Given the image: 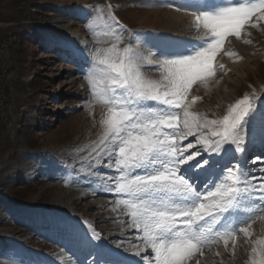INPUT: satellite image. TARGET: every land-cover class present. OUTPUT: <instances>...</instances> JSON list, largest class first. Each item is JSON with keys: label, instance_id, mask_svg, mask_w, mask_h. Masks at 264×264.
I'll use <instances>...</instances> for the list:
<instances>
[{"label": "rangeland", "instance_id": "rangeland-1", "mask_svg": "<svg viewBox=\"0 0 264 264\" xmlns=\"http://www.w3.org/2000/svg\"><path fill=\"white\" fill-rule=\"evenodd\" d=\"M71 1L0 0V216L8 217L10 222L6 221V224H9V228L17 226L19 221L13 219L12 215L17 214L18 218L20 216L27 218L31 207L42 205L52 199L55 192L52 188L54 184L58 186V189H65L60 182L43 183L45 176L35 180H28V176L21 179V175L11 173L9 168L27 167L44 158L57 160L53 163L57 166L65 165L67 161L78 157L81 158L80 161H85L88 156L83 158L79 152L84 151L89 145L96 147V143L103 137L104 126L101 121L106 118L107 106L103 103L99 89L96 93L93 92L88 75L91 74L99 80L104 73L103 66L94 62L92 53L97 49L104 50L116 44L119 54L123 55L125 47L136 46L137 41L141 42L142 39L150 38V42L140 44L142 55L145 52L147 57L149 51L157 52L156 47L160 48L156 31L160 30L158 27L163 25L162 21L174 20L173 22L182 23V26L194 21L190 12L183 10L190 8L186 6L185 0H113L114 5L112 0H85L83 3L79 1L75 4ZM138 1L140 3H137ZM219 1L222 2L218 3L217 7L230 3L229 0ZM169 3L179 5L182 10L176 11L175 8L168 7ZM187 5L196 6L192 2ZM161 9H168V13H161L162 16L156 17L154 11ZM82 10H88V13L80 15ZM144 13H149V17L146 20L147 23L142 25L140 16ZM57 21L59 23H55ZM129 25L131 28L128 27ZM179 36L185 37V34L180 33ZM170 37L168 35L167 39ZM117 38L121 42L117 43ZM77 41L85 42L84 45L81 44L83 48L79 43L76 46ZM70 44L72 48H78V51L79 47L83 51L88 49L87 54L75 57ZM200 45L188 46L186 51L198 48ZM159 51L164 53L161 49ZM226 53H232V55ZM224 54L230 57L227 67L231 72L237 73L232 66L245 57L251 59V63L247 64L245 71L237 73L238 77L229 76L222 73L224 68L219 62ZM161 57L159 59L162 61ZM155 65L143 63L142 75L144 76L143 72L147 71L152 74L149 77L150 80L162 81L165 73L157 64ZM213 67V75L198 78L193 82L186 95L185 103L189 104L193 101L192 107L202 112L215 109L216 104L213 102V97H216L215 90L222 89L232 93V102L225 107V113L221 110L223 115L227 114L229 106L245 96L249 97L252 107L257 110L259 104L264 103V20L258 21L256 27H252L251 23L246 24L239 38L226 37L214 58ZM224 77L228 78L226 81L235 84L233 88L227 89L226 84L222 83ZM215 115V119L223 117V115L218 116L216 111ZM87 122L92 125V134L88 135L92 137L91 140H75V136L71 135L72 130ZM45 151H58L59 155L55 158L44 156L42 158ZM46 168L47 171L54 170L51 164ZM29 174L34 176L33 173ZM54 175L49 173V176ZM114 205L117 207L116 203ZM83 208L73 211H76L77 216H83L88 207ZM90 213L93 214V218L86 217L78 226L89 237H94V233L86 230L84 224L87 228L91 226L101 240L108 238L103 232L107 224L109 228L112 226L114 228L113 222L127 221L126 218L123 220L122 217H112L105 224L98 219L99 215L96 216L97 208L91 209ZM120 213L126 215L123 209ZM104 216L103 220L108 218L107 214ZM1 223L0 226H2ZM22 228L27 234L21 239L35 243L33 240L35 232L26 225ZM1 229L2 227L0 231ZM42 235L37 236L36 249L42 246L45 250L49 245L53 248L55 245L52 243L53 240L47 239L49 242H44L40 239L43 238ZM242 242L244 243L245 240L243 241L242 236H239L232 244L234 251H238L237 255L239 254L235 264L247 263L245 258L248 255L244 254V252L247 253V247L241 249L239 243ZM12 247L5 242L0 243V264H21L11 262L18 254H22ZM218 249H215L216 255L220 252ZM49 250L46 251L48 257L52 255L48 253ZM8 251L14 259L7 257ZM202 253L208 254V251H202ZM224 263L228 264L226 261Z\"/></svg>", "mask_w": 264, "mask_h": 264}, {"label": "snow or ice", "instance_id": "snow-or-ice-1", "mask_svg": "<svg viewBox=\"0 0 264 264\" xmlns=\"http://www.w3.org/2000/svg\"><path fill=\"white\" fill-rule=\"evenodd\" d=\"M167 6L182 10L172 3ZM183 10L194 17L196 29L205 30L206 39L198 48L167 54L159 49L149 51L153 59L148 61L140 41L125 47L123 55L113 44L92 53L94 62L103 66L104 75L99 80L88 75L93 92L99 89L107 106L106 118L101 121V143L107 141L109 167L115 157L119 175L114 190L126 197L118 202L129 209L132 226L155 254L154 264H187L206 246L205 231L211 237L235 236V229L223 233L213 229L245 200L258 198L256 211L264 210V181L247 191L251 187L249 172L240 164L253 139L264 143V112L258 114L248 96L232 104L221 119L198 117L185 106L193 82L214 74L213 61L226 37L239 38L246 24L256 27L264 20V0H230L226 6ZM160 56L165 58L161 61ZM145 61L160 67L165 73L162 81L142 75ZM181 109L183 130L177 111ZM177 134L196 136L209 158L196 160L189 165L190 171L181 170L180 166L193 157L183 156L173 142ZM254 218L249 215L245 223ZM239 231L251 235L247 227H239ZM224 243L227 245V238ZM252 243L251 264H264V239Z\"/></svg>", "mask_w": 264, "mask_h": 264}, {"label": "bare ground", "instance_id": "bare-ground-1", "mask_svg": "<svg viewBox=\"0 0 264 264\" xmlns=\"http://www.w3.org/2000/svg\"><path fill=\"white\" fill-rule=\"evenodd\" d=\"M79 1L81 3H83L85 0H72L71 3L75 4V2H79ZM161 2H159V3H161ZM86 11L87 10H82L80 12V15L86 14ZM161 13L167 14L168 9H164V10L161 9V10L154 11V15L156 17L162 16ZM148 17H149V13H144V14H142V16H140V21H141L142 25H145L147 23L146 20ZM173 21L174 20L162 21L163 25L162 24L159 25L158 28H160V30L156 31L158 34L157 35V37H158L157 43H158L160 48H163L164 50L166 49L165 51H167V52L170 50H175L176 47L179 46V45L176 46L175 39H176V37H178V35L180 33H184L185 37H183V38H187L184 40V43H188L190 41L191 44H196V43L204 40L205 37L203 36V32H204L203 29L202 28L196 29L194 21L192 23L184 24L183 26H182V23H178L177 21L173 22ZM55 23H59V22L57 21ZM176 25L178 27H176ZM179 31H181V32H179ZM190 31H191V33L188 34L187 32H190ZM162 34H165L166 36L165 35L163 36ZM168 35L171 36L170 39H167ZM51 38H52V36H51ZM150 41H151L150 38H145V39H142L141 42H142V44H145V43H148ZM78 43L80 44V47H81L82 45H84L85 42L77 41L76 46ZM66 44H67V42H66ZM69 46L72 48L71 44ZM80 47H79V51L77 50L78 48L77 49L72 48V53H74V55H76V56H82L83 54L85 55L87 53L86 51L88 49L87 50L84 49V51H83V49H81V48H83V46L81 48ZM160 48L156 47V49H160ZM179 48H180V46H179ZM179 48H177V49H179ZM164 53L166 54V52H164ZM143 56L146 57L145 52L143 53ZM147 58L149 61L152 60L151 57H149V56H147ZM164 58L165 57H163V56L161 57L162 60ZM229 59H230V57H228L224 54L223 56H221V60L219 62L222 65V68H224V70H223L224 72H222V73H225L226 75L233 76V77H238L237 73L241 72V71H245L247 64L251 63V59H249L248 57H245V59H243L241 62L234 63V66H232V68L234 70H237V73H236V72H231V70L227 67V63L229 62ZM144 63L149 64L148 61L144 62ZM150 64L155 65V63L154 64L150 63ZM142 65H141V67H142ZM155 67H156V65H155ZM143 73L145 74L144 77L146 79H149V77L152 76V74L147 72V71H145ZM226 79H228V78L224 77L222 79L223 80L222 83L224 82V84H226L227 89H229L230 87L233 88V86L235 84H233L231 81H226ZM218 87H220V86H218ZM215 92H216V97L214 98L212 96L213 102H214V104H216L215 109L213 108L211 110H205L204 112H202V111L192 107V104H190V103L187 104L186 107H188V110L190 112L196 114L198 117H201V118L206 117L207 119H210V120L215 119V117H216V115L214 116L215 111L217 112L218 116L223 115L221 110H223V112H224L225 107H227V105H230L229 102H232V93L228 90L224 91L222 89H216ZM236 94H237V92H236ZM150 105L152 106V104H150ZM205 106L207 107V105H205ZM178 112H179L180 117H181L180 130H183V124H182L183 110L182 109L178 110ZM261 112H264V111L261 110L258 112V114ZM165 130L171 131L168 129H165ZM89 134H92V125L90 122L85 123L81 127H77L75 129H73L71 132V135L75 136L74 137L75 140L76 139H78V140L84 139V140L90 141L92 137H88ZM254 140H257V142L261 143L259 141V139H253L249 143L248 148H247V152L244 154V157L242 159H240V164L243 165L249 172V183H250L251 187H249L247 189V191H252L253 188L258 187L259 184L262 181H264V152H262V150L261 151L258 150L256 156L250 157V147L252 145H254V143H255ZM173 142L180 149L183 156L186 157L188 155H192V157H193L192 160H189L186 164H182L180 166L181 170L189 169V171H190L191 169H190L189 165H194L196 160L201 159V157L209 158V154L203 151L202 142H200L197 139V137L194 135H188L185 138L184 136L177 134L175 136ZM52 143H54V142H52ZM100 143H101V140L96 143V147L89 145L84 151L79 152V154H81L83 156V158L88 156V158L85 161L84 160L80 161L81 158L79 159V157H78L76 159L67 161V163L65 165L62 164L61 166H57V165L53 164L57 160L54 159L55 160L54 161V160H48V159L44 158L43 160L39 161L38 163L35 162V164H32V165L27 166V167L24 166L23 168H18V169L9 168V171L11 173H16V174L18 173V175H21L20 176L21 179L27 178V176H28V178H27L28 180H35L39 177L45 176V178L43 179V183H47L49 181H55L57 183L60 182V183H62L61 185L63 186V188H65V189H58V186L54 184L52 186V188L55 190V192L52 195L53 196L52 199H50L49 201H46L42 205L33 206L30 208V210H29V213H30L29 218L30 219H29V222H27L28 224L26 226H28L30 223L32 226H29V228H31L32 231H34L35 223L37 221H39L40 224L42 225L41 230H44L45 228H51V231H52L51 234L42 232L43 238L51 239L54 241L53 238L58 236V235L62 237V240L71 235L72 238H74L75 240H78V238L73 236L74 232L78 231L77 230V221L78 220L81 221L83 219H86V217H87V219L93 218L92 217L93 214L90 213L91 209L97 208L96 216L99 215L98 219L101 220L105 224L112 217H114V218L123 217V215L120 214V212H119L120 209L114 205L115 202L118 203V201H120L118 198V195L113 193V187L115 186V177L119 175V172L117 169H114L113 166L112 167L108 166L109 162H110V158L107 155L108 149L105 147V144H107V141H105L104 143H101V144ZM189 144H191V147H188ZM72 147H74V145H72ZM197 152H199L200 155H196ZM57 155H59L58 151L57 152L45 151L42 154V158H43V156L55 158V156L57 157ZM257 157H259V159H257ZM52 158H50V159H52ZM78 159H79V163H78ZM111 163H112V165L115 164V157H113L111 159ZM50 164L53 166L54 170H48L47 171L46 167L49 166ZM137 171H139V170H137ZM29 173H33L34 176L29 174ZM49 173L55 174V175L49 176ZM24 174H26V175L24 176ZM252 175H258V176H254L256 179L253 180V179H250ZM66 187H68V188H66ZM109 196H111L112 199H108ZM259 203H260L259 199L254 197L252 200H245L241 204V206L237 208V210L240 213L249 212L255 216V218L250 221L251 230L249 231V233L251 235L245 236L243 232H239L243 238V241L245 240L244 243L243 242L239 243L241 249L247 247V253L244 252V254L248 255L247 258H245L247 261L246 264H251V261L253 259V254L251 251V249L253 247L252 242L257 240V239H264V210L259 211L258 213L256 211V206H258ZM84 206L88 207L87 211L84 212L83 216H77L75 213L76 211L74 212L73 210L78 209V208L84 209L83 208ZM245 209H250V211H245ZM104 214H107V217H108L105 220H103L105 218ZM15 215H17V214H15ZM15 215H12L13 219L15 218ZM9 217H11V215ZM83 217H85V218H83ZM17 220H22V219L20 217L19 218L17 217ZM6 221L10 222L8 217L5 216L3 218V216H0V222H2L1 223L2 226H0V227H2V229L0 231V243L5 242L8 245H12L17 252L22 253L21 256L26 257V258H29V257L32 258L34 255V253H32V252H34V251L42 252L44 247L40 246L38 249H36V247L38 245L37 244V242H38L37 236L39 233H37V235L33 239L35 241V243L30 242V241L29 242L22 241L21 237L23 235L27 234L26 230H24L22 228L24 224L23 223H17V226L9 228V224H6ZM113 223L115 224L114 228H113V226L111 228H109V224H107L108 226L105 228L101 227V228H103L104 234H106L108 236L107 243H112V244L118 243V244H120L121 248H123L124 250H129V251L140 249L143 246V244H145L143 242L142 237L140 235H138V234H140V232L138 231L139 233H137V230L132 228V226L129 225V222H127V221H123V222L116 221ZM89 228L91 229V226ZM3 232L5 233L4 235L2 234ZM133 233H135V234H133ZM78 236H82V233H78L77 237ZM73 244L75 245V247L72 246V249L74 250V248H76L78 245H76V241ZM217 245H218L217 247L216 246L211 247L208 250V254H199L198 252L194 253L189 258L190 263L225 264L224 262L226 261L228 264H235L237 262V260L239 258L238 257L239 254L237 255L238 251H234V249L232 248V241L231 242L228 241L227 245H225V243L221 242V239H219L217 242ZM53 246L54 247L51 248L49 245L50 248L48 247L47 249L51 250L52 256L54 258L60 260L59 264H73L76 262V259L74 257L75 255L73 254V252L67 251L64 248V246H62V244H60L59 246H58V244L53 245ZM69 247H70V245L67 246L68 249H70ZM94 247L96 248L97 246L94 244ZM217 248H219L218 250L220 251L218 255H216V250H215ZM101 249H102V247H101ZM85 250L87 251V248ZM134 252H135L134 256H136V257H140V255L142 254V253H139L138 250L134 251ZM149 252H152L151 247L146 249L145 251H143V255L148 254ZM151 255H153V254H151ZM7 257L10 258L11 260L14 259V257L11 255L7 256ZM93 262L94 261H91L90 264H93ZM9 263H11V262H9ZM95 264H98V263L95 262Z\"/></svg>", "mask_w": 264, "mask_h": 264}]
</instances>
